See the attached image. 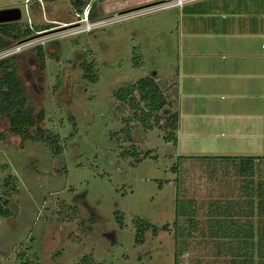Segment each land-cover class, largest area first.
<instances>
[{"label":"rangeland","instance_id":"374dc122","mask_svg":"<svg viewBox=\"0 0 264 264\" xmlns=\"http://www.w3.org/2000/svg\"><path fill=\"white\" fill-rule=\"evenodd\" d=\"M177 1L0 0V9H21L19 27H42L1 50L0 58L5 50L6 56H19L29 102L35 115L44 116L32 128L36 138L25 141L0 119V194L13 190L12 215L0 218V264H80L85 255L93 264H238L233 261L242 256L234 252L241 241L210 234L209 220L219 205L232 207L241 225L252 220L262 233L264 212L257 201L264 159L253 177L255 194L248 197L233 161L201 157L234 153L229 130L211 129L208 115L218 114L232 92L213 87L217 75L205 78L201 70L233 59L232 23L245 28L263 21L264 0ZM85 60L95 61V82L84 77ZM182 69L201 70L182 87ZM156 72L161 88L167 79L176 83L170 96L183 116L179 145L165 140L172 107L161 110L160 124L152 120L149 129L116 96L119 88ZM207 100L215 106L201 115ZM190 109L194 121L187 117ZM127 117L130 140L124 139ZM133 147L140 158L125 154ZM9 175L16 179L6 186ZM181 203L187 213L177 229Z\"/></svg>","mask_w":264,"mask_h":264},{"label":"trees","instance_id":"16d2710c","mask_svg":"<svg viewBox=\"0 0 264 264\" xmlns=\"http://www.w3.org/2000/svg\"><path fill=\"white\" fill-rule=\"evenodd\" d=\"M76 6L80 8V5L84 4L82 1L76 2ZM93 17V15H92ZM42 27L37 26L36 29L26 25L25 27H19L18 22H8L0 24V51L6 47L11 46L13 43L20 42L23 38L33 35L35 31H41ZM38 50L41 55V59L45 60V53L43 47L39 46ZM18 55H10L0 58V119L7 120L10 126V130L22 137L23 141L28 139H34L32 135V128L41 123L44 120L42 114L35 115L33 106L29 102L28 92L25 88L24 82L19 75V63ZM95 61L85 60L82 63V69L84 71V77L87 80L95 82L98 79L96 69H94ZM116 96L121 102L127 103L128 107L134 112V115L142 121L149 129L153 128L151 121H156L160 124L158 114L163 110L169 101L160 86V83L154 76H147L139 79L138 81L131 83L127 86H123L116 91ZM126 122L124 127V139H131V128L127 118H123ZM167 128L170 130L165 136L166 141H174L177 143L176 131L178 129L179 116L177 112H171L165 119ZM38 133L40 138H45L44 130L38 127ZM59 137L58 135H56ZM3 137L0 131V138ZM51 145L54 141L50 142ZM53 146V145H52ZM62 148L57 146L55 152H60ZM125 154H135L137 158L141 157V153L133 147V150H128ZM124 154V155H125ZM149 153H145L147 157ZM202 158L209 159H227L234 162L237 166V171L244 178L245 193L248 197H252L255 194L253 177L256 173V169L263 156H201ZM5 167V165H1ZM16 179L14 175H9L5 178L6 186H9L11 181ZM248 190V191H246ZM259 200L257 201V208L264 212V187L262 184L258 186ZM13 190L10 191L12 193ZM5 197L0 194V218L10 217L12 215L11 207V194L7 193ZM190 206L194 207V202L189 200ZM254 200L251 198L249 206L251 211L248 215H253ZM253 206V207H252ZM187 206L183 203L177 205V216L175 226L179 229V217L187 213ZM215 213L210 217L211 224V236L220 239H227L230 237L237 238L241 242V247L235 253L236 256H242V259H235L233 262L238 264H264V228L260 229L262 232L260 235L256 231V225L252 220L245 222L244 225L239 224L232 217L237 212L233 211L232 207H220L216 206ZM260 212V213H261ZM190 213V212H189ZM195 212H191L188 221L191 227L195 225V218L193 217ZM261 213V214H262ZM220 215V217H217ZM121 222V220H120ZM143 227L145 229L151 228L153 233H158V227L144 222ZM167 229V225L163 226ZM141 230V229H139ZM138 233L137 240L142 241ZM80 264H93L91 258L85 255L81 258Z\"/></svg>","mask_w":264,"mask_h":264},{"label":"crops","instance_id":"0c3cea01","mask_svg":"<svg viewBox=\"0 0 264 264\" xmlns=\"http://www.w3.org/2000/svg\"><path fill=\"white\" fill-rule=\"evenodd\" d=\"M243 22V21H242ZM234 41H232L233 59L217 69H182L180 73L181 86L194 83V72L200 70L205 72V78H218V82L212 81L213 87L225 85L232 92L231 100L223 106H218V114L211 112L209 126L221 125L230 132V149L234 152L231 155L213 156H263L264 157V20L256 25L250 24L242 28V23H232L230 27ZM236 44V45H235ZM262 48V50H261ZM236 49V50H235ZM237 49H240L238 51ZM160 81L157 72L152 75ZM168 83L163 91L172 107L171 112H177L179 116L178 129L181 131L183 116L176 109L175 98L170 96L173 87L176 85L173 79H167ZM168 87V89H167ZM244 93L242 99L238 93ZM198 108L200 102L193 103ZM166 106V107H167ZM201 106V104H200ZM213 105L210 100L202 103L199 113L206 115L208 109ZM193 107V106H191ZM196 111V110H195ZM187 114L188 119L196 120L197 114L192 109ZM177 143H181V136L177 134ZM184 135V134H183ZM209 135V134H208ZM186 137V136H185Z\"/></svg>","mask_w":264,"mask_h":264},{"label":"water","instance_id":"95a60500","mask_svg":"<svg viewBox=\"0 0 264 264\" xmlns=\"http://www.w3.org/2000/svg\"><path fill=\"white\" fill-rule=\"evenodd\" d=\"M22 11L20 8L0 9V23L16 22L21 20Z\"/></svg>","mask_w":264,"mask_h":264},{"label":"built area","instance_id":"2783aa9c","mask_svg":"<svg viewBox=\"0 0 264 264\" xmlns=\"http://www.w3.org/2000/svg\"><path fill=\"white\" fill-rule=\"evenodd\" d=\"M178 1H179V2H178ZM178 1H177V4H179V5L183 3L182 0H178ZM86 19H87V20H86V21H83V22H87V21H88V17H87ZM20 49H21V48H19V46H18V47L15 48V50H11V51H9V54L14 53V52H17V51H19ZM2 55H3V57L6 56V50L3 51Z\"/></svg>","mask_w":264,"mask_h":264},{"label":"bare ground","instance_id":"6f19581e","mask_svg":"<svg viewBox=\"0 0 264 264\" xmlns=\"http://www.w3.org/2000/svg\"><path fill=\"white\" fill-rule=\"evenodd\" d=\"M179 2V1H178Z\"/></svg>","mask_w":264,"mask_h":264}]
</instances>
